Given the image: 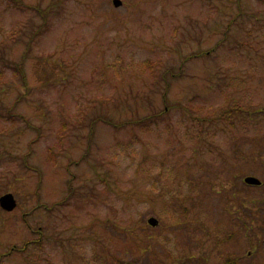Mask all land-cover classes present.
Instances as JSON below:
<instances>
[{"label":"rangeland","instance_id":"rangeland-1","mask_svg":"<svg viewBox=\"0 0 264 264\" xmlns=\"http://www.w3.org/2000/svg\"><path fill=\"white\" fill-rule=\"evenodd\" d=\"M121 1L0 0V264H264V0Z\"/></svg>","mask_w":264,"mask_h":264},{"label":"flooded vegetation","instance_id":"flooded-vegetation-1","mask_svg":"<svg viewBox=\"0 0 264 264\" xmlns=\"http://www.w3.org/2000/svg\"><path fill=\"white\" fill-rule=\"evenodd\" d=\"M230 239L232 240L231 235H229L227 238L221 237V239H218L215 237V241H214L215 245L214 244L212 245L213 250L211 253H213L214 250L215 251L218 250V248L220 250V246H222L226 243H229L231 241ZM219 241L221 242L220 244L218 243ZM263 244H264V241H263ZM252 253H253L252 251H248L247 254H245V257L246 258L250 257ZM241 256L240 255L239 256L225 255V256L220 257V255H219V261H217L215 264H240V262L242 260ZM211 260H212L211 254L208 256V252L204 253V250L202 251L201 249H199V255L197 257V263L198 264H212Z\"/></svg>","mask_w":264,"mask_h":264},{"label":"water","instance_id":"water-1","mask_svg":"<svg viewBox=\"0 0 264 264\" xmlns=\"http://www.w3.org/2000/svg\"><path fill=\"white\" fill-rule=\"evenodd\" d=\"M112 3L115 7L122 5L121 0H112ZM245 182L251 185H260V181L254 177H246ZM16 205L17 203H16V200L13 194L6 193L0 197V208L1 209L10 212L16 208ZM148 224L151 226H156L158 224V221L157 219L151 217L148 219Z\"/></svg>","mask_w":264,"mask_h":264},{"label":"trees","instance_id":"trees-1","mask_svg":"<svg viewBox=\"0 0 264 264\" xmlns=\"http://www.w3.org/2000/svg\"><path fill=\"white\" fill-rule=\"evenodd\" d=\"M16 1H19V0H16ZM19 3V2H18ZM16 6H18V5H16ZM19 8H20V6H18ZM41 16H42V18H43V27L46 25V22H45V11L44 10H41V9H39V8H36L35 9ZM41 29H43V28H41ZM34 35H36V33H34ZM15 70H17L18 72H19V75H21L22 76V78H23V80H24V83H25V77H24V73H23V70H22V65L21 64H15ZM166 89L168 90V85H167V81H166ZM167 90H165V92L167 91ZM10 113V112H9ZM10 115H11V113H10ZM12 117L14 116V114L12 113V115H11ZM104 120V119H103ZM108 125H113V126H116V124L114 123V122H112L111 120H108V119H105L104 120ZM143 122V120H138V121H136L135 122V124H141ZM91 124H94V123H91Z\"/></svg>","mask_w":264,"mask_h":264}]
</instances>
